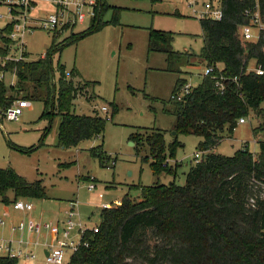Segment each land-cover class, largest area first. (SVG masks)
I'll use <instances>...</instances> for the list:
<instances>
[{
  "label": "trees",
  "instance_id": "trees-1",
  "mask_svg": "<svg viewBox=\"0 0 264 264\" xmlns=\"http://www.w3.org/2000/svg\"><path fill=\"white\" fill-rule=\"evenodd\" d=\"M221 19L201 18L203 47L200 54L180 52L173 48L175 33L150 29L148 48L166 55L168 69L184 73L182 66L196 61L214 66L211 74L192 87L183 100L174 96L185 86L179 77L171 102L177 117L178 134H195L203 139L198 147L204 151L201 161L191 166L184 184L175 179L169 184L160 181L153 185L133 184L120 204L102 208L100 223L86 229L81 245L67 264H264V139L259 151L241 149L233 156L212 152L222 141L227 129L232 135L238 120L264 114V75L255 68L264 69V35L257 41L241 39V27L249 22L246 10L255 9V0H221ZM264 20V0H258ZM108 0H101L97 16L87 29L74 33L58 44L55 38L44 57L19 61L0 60L2 72H12L17 81L7 87L0 77V111L4 112L19 96L22 99L41 100L44 104L41 119L50 120L59 115V144L65 148L77 147L82 141L103 135L107 118L97 112L93 115L72 111L74 100L95 81H75L80 72L73 68L67 77L66 66L58 63L60 77L54 81L53 57L65 46L98 32L108 24L119 22L118 9L109 21L104 16L110 8ZM13 25L0 27V55H6L14 42L9 37ZM74 28V27H73ZM56 36V34H54ZM255 60V67L249 63ZM221 82V84H219ZM112 115L116 111L113 107ZM169 111V110H168ZM169 111V112H172ZM0 118L4 116L0 115ZM264 130V123L254 128L255 134ZM166 131L150 128L143 141L149 150L150 167L154 175H176L164 165ZM140 132L133 134L138 139ZM23 147L10 142L24 153H31L43 144ZM177 137L169 145V156H174ZM90 153L107 166L109 157L103 145L92 147ZM140 196H132V190ZM43 199L47 189L42 180L28 181L14 168H0V197L5 203L13 200ZM18 259L0 256V264H18Z\"/></svg>",
  "mask_w": 264,
  "mask_h": 264
},
{
  "label": "rangeland",
  "instance_id": "rangeland-1",
  "mask_svg": "<svg viewBox=\"0 0 264 264\" xmlns=\"http://www.w3.org/2000/svg\"><path fill=\"white\" fill-rule=\"evenodd\" d=\"M108 3L111 7L104 19L109 21L118 9V23L108 24L77 43L65 46L53 57L55 82L60 77L59 62L66 66V72H71L73 68L80 72L75 78L77 84L83 80L97 82L85 91V95L81 94L74 100L72 111L84 115L97 112L106 117L103 135L82 141L77 147L65 148L59 144L60 116L55 115L50 120L41 119L43 102L24 100L21 96L15 102L22 111L20 118H0V168L10 166L31 182L42 180L47 197L29 199L34 206L32 216L42 222L59 220L63 228L70 216L72 200L77 201L76 211L85 227L93 228L100 223L102 204H114L129 192L133 184L153 185L158 181L169 184L174 179L177 184H184L186 174L196 163L195 154L201 151L198 147L203 139L201 136L181 133L176 137L183 145L178 144L174 156H169V145L175 140L173 132L177 121L171 100L179 77L184 78L191 87H196L206 75L207 65L196 61L193 65H183L184 73H178L168 69L163 52H150L148 48L150 29L153 28L175 33V50L200 54L203 47L200 17L192 13L184 0H108ZM53 8L50 3L41 2L32 15L44 19ZM10 20L8 6L0 3V27L6 26ZM89 25V20L78 22L73 29L56 36L44 28L31 29L24 36L27 48L25 56L28 60L39 58L46 54L54 38L60 44L72 32H81ZM11 53H17L16 43L10 45L6 55H0V60L4 63L10 61L8 57ZM254 67L255 60H251L249 68ZM4 81L10 88L16 83L17 76L5 72ZM102 106H107L108 111H102ZM114 106L116 111L112 115ZM246 118L247 122L238 124L232 135L226 129L221 143L212 152L233 156L237 151L248 148L256 154L259 140L264 139V130L255 134L254 128L264 123V114L252 112ZM154 127L166 131L167 156L164 165L167 164L171 172L175 170V176L170 173L156 176L151 170L150 161L153 158L143 141L146 131ZM138 132L141 136L132 138ZM42 137L43 144L31 153H24L10 144L38 146ZM100 144L109 155L107 166H102L99 159L90 153L92 147ZM91 182L95 183L96 189H89ZM100 193L104 197L100 198ZM131 194L138 198L140 190H132ZM8 195L13 200L11 190ZM12 202L5 203L0 197V218L6 219L5 225L0 224V239L14 240L13 246L17 249L34 251V257L23 255L18 264H47L46 247L41 244L44 240L40 239L46 232L34 234L32 241L28 240L27 234L14 232L12 226L31 215L26 216L15 210ZM71 235L76 243L80 242L78 227L71 229ZM21 238L30 244H18ZM71 253L67 251L63 264L68 263Z\"/></svg>",
  "mask_w": 264,
  "mask_h": 264
},
{
  "label": "built area",
  "instance_id": "built-area-1",
  "mask_svg": "<svg viewBox=\"0 0 264 264\" xmlns=\"http://www.w3.org/2000/svg\"><path fill=\"white\" fill-rule=\"evenodd\" d=\"M186 5L191 9L195 16L201 18H213L221 19L223 17V5L221 0H184ZM256 1L255 9L246 10V15L249 16V22L241 27L240 36L244 41H257L260 36L264 35V20L262 19L260 6L258 0ZM41 2H48L54 8L51 14L44 19L35 17L32 15V11ZM0 3H5L9 8L10 23L13 25L12 31L9 33V37L12 39L14 44H17V53L8 57L9 60L19 61L27 59L25 52L27 51L24 36L27 31L34 28H44L54 34L61 33L62 31L70 30L79 23H83L89 20L90 23L97 16L101 0H0ZM45 55H42L44 57ZM214 66H206L205 74H211L214 71ZM258 74L264 75V69L262 67L255 68ZM1 78L5 77V72L0 75ZM67 77H72L71 72H67ZM221 84V82H219ZM192 87L189 84L181 89L182 92L174 96L175 100H183L184 97L190 93ZM180 90V91H181ZM26 100V99H25ZM16 102V101H15ZM13 103L4 112L0 111V115L8 120H18L22 113L21 109ZM101 110L104 112L108 111L107 106H102ZM247 122L246 116L241 117L238 120V124ZM204 157V151L197 152L195 154V162H199ZM93 181V180H92ZM94 182L89 184V189H96ZM104 194L100 193V197ZM118 201L116 205L120 204ZM71 212L66 227H62L59 222H42L37 221L33 217L29 216L26 220H21L18 224L12 226L13 231L28 232L40 235L43 231H48L53 236V241L47 247L45 262L47 264H63L67 251L76 252L81 245L88 246V241H82V235L86 228L82 220L78 217L76 211L77 201H70ZM12 206L15 210L23 213H30L33 211V203L28 199H17L12 202ZM108 203H103L102 208L111 207ZM79 218V219H77ZM74 219H76V222ZM0 224L5 225V217L0 218ZM78 227L81 233V239L79 243H76L72 239L71 229ZM25 242L24 240L20 241ZM30 244L29 241L25 242ZM37 244L39 242L37 241ZM29 250V249H28ZM23 255L34 257V251L21 250L13 246V241H7L0 239V256H7L13 259H20Z\"/></svg>",
  "mask_w": 264,
  "mask_h": 264
},
{
  "label": "crops",
  "instance_id": "crops-1",
  "mask_svg": "<svg viewBox=\"0 0 264 264\" xmlns=\"http://www.w3.org/2000/svg\"><path fill=\"white\" fill-rule=\"evenodd\" d=\"M260 141V140H259ZM13 194H14V192H13ZM99 197H100V194H99ZM103 197H104V195H103ZM100 198H102V197H100ZM122 199V198H121ZM121 199H118V200H116V202L114 203V204H111V203H109V202H105V203H108V204H110V205H112V206H114V205H116L117 204V202L118 201H121ZM101 211H102V209H101ZM20 212V211H19ZM23 214V213H22ZM100 214H101V212H100ZM26 216H28V215H31V217H33L32 216V212H30V213H26L25 214ZM23 216H24V214H23ZM35 219V218H34ZM36 220V219H35ZM38 221V220H37ZM49 222H51V223H57V222H59L60 223V221L59 220H50ZM84 226H85V223H84ZM97 227V226H96ZM86 228V227H85ZM93 228H95V227H93ZM93 228H86V229H93ZM14 232H16V231H14ZM46 232V234H44V235H42L41 236V238L40 239H43L44 241L43 242H41V244L42 245H44V247H46L45 248V255H46V252H47V247H48V245L49 244H51L52 243V239H53V236H52V234L50 233V232H48V231H45ZM23 234H27V237H28V240H30V241H32V239H33V233H28V232H22ZM32 234V235H31ZM43 236H44V238H43ZM49 237H50V239H49ZM24 238V237H23ZM23 238H21V239H19L18 240V244H24L25 242H20L21 240H24ZM27 240V241H28ZM50 240V241H49ZM13 242H14V240H13ZM72 255V254H71ZM71 257V256H70ZM69 260H70V258H69Z\"/></svg>",
  "mask_w": 264,
  "mask_h": 264
},
{
  "label": "water",
  "instance_id": "water-1",
  "mask_svg": "<svg viewBox=\"0 0 264 264\" xmlns=\"http://www.w3.org/2000/svg\"><path fill=\"white\" fill-rule=\"evenodd\" d=\"M173 134L175 135V137L177 136V132L176 131H174Z\"/></svg>",
  "mask_w": 264,
  "mask_h": 264
}]
</instances>
